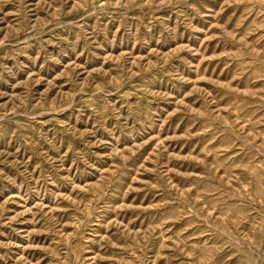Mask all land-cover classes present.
<instances>
[{"label":"rangeland","instance_id":"rangeland-1","mask_svg":"<svg viewBox=\"0 0 264 264\" xmlns=\"http://www.w3.org/2000/svg\"><path fill=\"white\" fill-rule=\"evenodd\" d=\"M0 264H264V0H0Z\"/></svg>","mask_w":264,"mask_h":264}]
</instances>
